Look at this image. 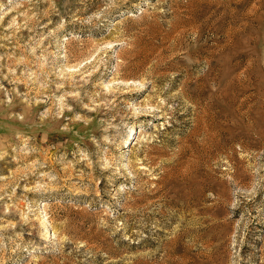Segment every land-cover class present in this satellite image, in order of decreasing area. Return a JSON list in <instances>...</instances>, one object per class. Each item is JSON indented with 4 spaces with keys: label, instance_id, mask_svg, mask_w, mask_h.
Returning <instances> with one entry per match:
<instances>
[{
    "label": "rangeland",
    "instance_id": "obj_1",
    "mask_svg": "<svg viewBox=\"0 0 264 264\" xmlns=\"http://www.w3.org/2000/svg\"><path fill=\"white\" fill-rule=\"evenodd\" d=\"M0 264H264V0H0Z\"/></svg>",
    "mask_w": 264,
    "mask_h": 264
}]
</instances>
